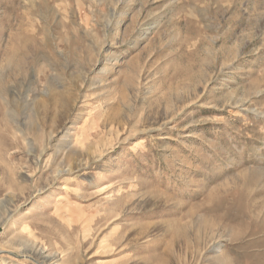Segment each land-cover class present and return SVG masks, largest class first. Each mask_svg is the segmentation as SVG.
<instances>
[{
	"label": "rangeland",
	"instance_id": "374dc122",
	"mask_svg": "<svg viewBox=\"0 0 264 264\" xmlns=\"http://www.w3.org/2000/svg\"><path fill=\"white\" fill-rule=\"evenodd\" d=\"M0 264H264V0H0Z\"/></svg>",
	"mask_w": 264,
	"mask_h": 264
},
{
	"label": "bare ground",
	"instance_id": "6f19581e",
	"mask_svg": "<svg viewBox=\"0 0 264 264\" xmlns=\"http://www.w3.org/2000/svg\"><path fill=\"white\" fill-rule=\"evenodd\" d=\"M22 65H23V64H22ZM22 65H21V66H22ZM21 66H20V67H21ZM25 68H26V67H25ZM21 69H23V68H21ZM21 69H19V70H21ZM24 70H25V69H24Z\"/></svg>",
	"mask_w": 264,
	"mask_h": 264
}]
</instances>
